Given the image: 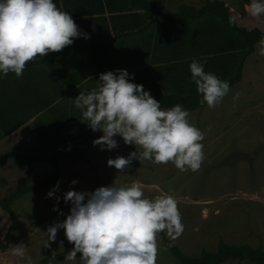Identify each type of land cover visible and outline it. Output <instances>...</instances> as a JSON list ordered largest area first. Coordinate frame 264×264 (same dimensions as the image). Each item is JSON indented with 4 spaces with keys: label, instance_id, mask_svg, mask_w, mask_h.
I'll return each instance as SVG.
<instances>
[{
    "label": "clouds",
    "instance_id": "obj_1",
    "mask_svg": "<svg viewBox=\"0 0 264 264\" xmlns=\"http://www.w3.org/2000/svg\"><path fill=\"white\" fill-rule=\"evenodd\" d=\"M246 9L253 16L264 15V0H250ZM80 36L89 38L54 0H0V76L12 72L21 77L26 62L59 52ZM204 63H190L191 79L202 95L201 103L214 108L228 95L230 84L206 72ZM129 76L127 69L100 73L96 88L73 99L81 121L103 132L94 144L111 150L118 147L115 137L120 136L125 144L136 146L137 151L110 158L108 165L122 172L138 159L197 171L204 159L205 132L190 123L187 109L180 104L162 109L160 101ZM63 199L71 202L70 213L47 231L52 241L62 228L74 245L66 260L79 253L82 264H156L157 235L166 232L174 240L183 232L175 199L168 194L147 198L136 182L100 186L91 192L72 189ZM24 252L21 245L13 249L17 256Z\"/></svg>",
    "mask_w": 264,
    "mask_h": 264
},
{
    "label": "rangeland",
    "instance_id": "obj_2",
    "mask_svg": "<svg viewBox=\"0 0 264 264\" xmlns=\"http://www.w3.org/2000/svg\"><path fill=\"white\" fill-rule=\"evenodd\" d=\"M166 1L169 2L164 1L167 7L175 12L180 2L200 8L212 0ZM224 1L240 26L264 30V15L253 16L246 9L250 0ZM188 112L190 123L205 132L202 141L204 159L197 171H180L171 162L154 164L150 160L133 159L130 167L120 172L103 160L101 148L91 142L88 153H99V162L95 159V163L104 170L102 177L98 173L97 184L130 185L136 182L142 186L147 198L171 195L184 226L183 232L172 241L189 256H197L202 249L216 250L221 238L226 242L247 243L264 249V39L256 45L255 52L246 57L242 81L222 102L214 108L205 106ZM98 134L102 136L103 132L98 130ZM116 138L120 139V136ZM71 141L58 144L57 150L64 149L74 140ZM107 150L115 158L127 157L137 151L134 144ZM15 160L20 163L18 168L25 162L22 157ZM43 163L51 170L49 163ZM38 166L37 171L44 168V165ZM43 175L39 172L30 183L40 181ZM73 175L72 180L77 183L72 184V189L87 191L89 177L85 171L79 167ZM64 194H61V203H64ZM41 196L38 194L35 198ZM57 247L60 251L68 249L66 246ZM157 247L156 264H181L167 249L160 233ZM36 257L33 258L39 260L35 262L42 260ZM31 262L19 260V264ZM51 264H82V261L65 259ZM223 264L246 263L230 260Z\"/></svg>",
    "mask_w": 264,
    "mask_h": 264
},
{
    "label": "crops",
    "instance_id": "obj_3",
    "mask_svg": "<svg viewBox=\"0 0 264 264\" xmlns=\"http://www.w3.org/2000/svg\"><path fill=\"white\" fill-rule=\"evenodd\" d=\"M174 1L179 3L181 0ZM181 5L182 2L178 10ZM75 23L83 32V24L78 21ZM167 29V32L172 31V28ZM89 30V38L80 36L59 52H49L26 62L21 77H16L12 72L0 76V199L8 197L21 185L32 184L31 180L39 172L44 174L42 179L51 174L48 166L31 158L34 155L48 156L59 149L58 144L75 140L79 136L83 130L79 122L83 117L73 99L81 91L96 88L100 73L151 68V64L145 66L147 60L152 59V54L148 52L155 48L154 38L156 34L160 36L163 28L162 24L156 23L153 38L145 34L124 37L109 49L106 46L113 35H108L103 22L89 26ZM97 31L102 34L101 39L93 35H97ZM83 47L86 50L83 51ZM115 139L118 147L129 146L123 143L122 137ZM90 143L83 148L85 159L61 161L62 176L50 189L28 193L17 199L12 205V213L0 205V264H19V260L35 262L39 259L33 257L42 259L64 251H60L57 246H66L68 249L74 247L62 228L58 229L56 239L52 241L49 240L47 229L65 220L70 213L71 202L65 203L62 200L64 203H61L60 198L62 193L72 190L73 173L79 167L89 177L87 191L100 187L97 184L98 173L102 177L104 170L95 163V159L99 162V153H88ZM97 146L101 148L100 155L106 163L110 158H115L106 147ZM18 157L25 160L20 168L17 167L20 163L15 160ZM38 165H44V168L37 171ZM109 185L112 184L106 183V186ZM49 191H53L54 195L49 197ZM38 194L42 196L35 198ZM17 245L24 248L23 256L13 254Z\"/></svg>",
    "mask_w": 264,
    "mask_h": 264
},
{
    "label": "trees",
    "instance_id": "obj_4",
    "mask_svg": "<svg viewBox=\"0 0 264 264\" xmlns=\"http://www.w3.org/2000/svg\"><path fill=\"white\" fill-rule=\"evenodd\" d=\"M62 10L69 12L74 21L84 26L89 36V26L102 22L108 35H113L107 48L124 37L139 34L152 35L155 24H162L160 36L154 38L155 48L149 50L151 68L131 70L130 80L142 84L144 89L160 101L162 109L180 104L187 110L207 106L201 103L196 85L191 79L189 65L192 61L204 63L206 72L214 73L230 84V91L243 79L247 56L255 52L256 45L264 39V30L240 26L224 0L207 1L202 7L183 4L171 11L163 0H54ZM167 27L172 28L167 32ZM150 32V33H148ZM98 39L102 34L97 31ZM82 38H85L82 36ZM82 50H86L83 47ZM139 65V64H138ZM136 64V66H138ZM143 65V64H140ZM114 68L117 69L116 66ZM113 69V68H112ZM110 69V70H112ZM115 69V70H116ZM134 74V75H131ZM230 93V92H229ZM228 93V94H229ZM81 133L64 149L48 156L34 155L31 159L51 165V174L44 179L17 187L0 205L12 213L15 201L28 193L50 189L62 176L61 161L85 159L83 148L99 137L86 122H79ZM88 126V127H86ZM167 249L181 264H223L240 261L246 264H264V249L247 243L230 244L221 238L216 250L203 249L197 256L185 254L165 232L160 233ZM71 249L50 254L35 264L57 263L65 259ZM76 257H80L77 253Z\"/></svg>",
    "mask_w": 264,
    "mask_h": 264
}]
</instances>
